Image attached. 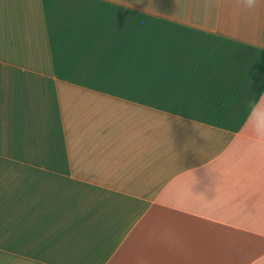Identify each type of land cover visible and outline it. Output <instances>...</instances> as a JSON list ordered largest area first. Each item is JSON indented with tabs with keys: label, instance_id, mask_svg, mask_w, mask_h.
<instances>
[{
	"label": "crops",
	"instance_id": "crops-1",
	"mask_svg": "<svg viewBox=\"0 0 264 264\" xmlns=\"http://www.w3.org/2000/svg\"><path fill=\"white\" fill-rule=\"evenodd\" d=\"M264 0H0V264H264Z\"/></svg>",
	"mask_w": 264,
	"mask_h": 264
},
{
	"label": "clouds",
	"instance_id": "clouds-1",
	"mask_svg": "<svg viewBox=\"0 0 264 264\" xmlns=\"http://www.w3.org/2000/svg\"><path fill=\"white\" fill-rule=\"evenodd\" d=\"M239 5L246 11L258 7V0H238ZM246 124L251 128L252 133L260 142H264V94L258 101H249V112Z\"/></svg>",
	"mask_w": 264,
	"mask_h": 264
}]
</instances>
